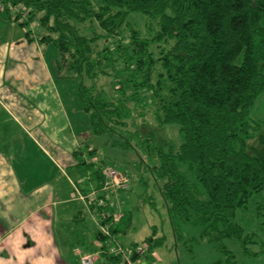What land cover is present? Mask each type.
<instances>
[{
	"label": "trees",
	"instance_id": "16d2710c",
	"mask_svg": "<svg viewBox=\"0 0 264 264\" xmlns=\"http://www.w3.org/2000/svg\"><path fill=\"white\" fill-rule=\"evenodd\" d=\"M0 1L21 5L26 20L14 17L21 28L37 23V41L56 52V78L71 83L87 131L73 154L91 183L80 191L100 192L107 167L128 180L127 190L106 194V208L80 204L99 224L110 218L102 220L98 213L119 211L110 234L127 251L144 250L129 257L131 264L165 245L155 229L144 246L120 243L131 222L122 201L136 185L146 188L147 179L159 190L174 247L190 258L205 242L219 256L210 264H240L226 240L249 260L264 256L258 235H244L235 221L236 210L264 191V122L249 117L264 93V0ZM133 16L145 20L144 34L133 27ZM104 78L110 80L108 90L100 83ZM131 127L127 138L117 137ZM168 127H176L179 146L167 136ZM104 136L107 157L93 144ZM115 153L134 154L137 162L129 171ZM145 204L153 207L142 195L137 209ZM255 222L264 234L260 208ZM93 241L82 254L101 251L103 264H128L107 254L108 239L96 224Z\"/></svg>",
	"mask_w": 264,
	"mask_h": 264
},
{
	"label": "crops",
	"instance_id": "0c3cea01",
	"mask_svg": "<svg viewBox=\"0 0 264 264\" xmlns=\"http://www.w3.org/2000/svg\"><path fill=\"white\" fill-rule=\"evenodd\" d=\"M11 15L0 13V264H79L95 243V217L70 184L91 187L73 155L85 118L54 74L55 53ZM157 258L134 264H167Z\"/></svg>",
	"mask_w": 264,
	"mask_h": 264
},
{
	"label": "rangeland",
	"instance_id": "374dc122",
	"mask_svg": "<svg viewBox=\"0 0 264 264\" xmlns=\"http://www.w3.org/2000/svg\"><path fill=\"white\" fill-rule=\"evenodd\" d=\"M94 2L95 0H91ZM4 5V4H3ZM21 7V5H16L15 8ZM12 14L10 10H2L1 13ZM5 15V14H4ZM130 22L133 24V27L138 30L140 34L145 33V20L139 16H133L130 18ZM33 25V27H32ZM28 31L30 30L32 33L37 34L40 32V29L38 28L37 23H31L26 28H21L20 24L18 22V31ZM126 34V33H124ZM123 37V36H122ZM124 36L123 38H125ZM124 40V41H123ZM121 39L120 41L126 43L125 39ZM115 41L111 42L109 41L110 45H113ZM50 50L56 53L52 46L49 45ZM47 59H51V52L47 53L46 55ZM68 86H71L70 81H66ZM109 82L110 80L107 78L101 79V84L105 86L106 90L109 89ZM69 95V94H68ZM70 105V104H69ZM250 120L254 122H264V93H262L257 100L255 101V104L253 108L250 111ZM149 119V117H148ZM136 122L139 124L140 122L136 120ZM130 133L120 132L117 134V137L119 136H125L128 137L129 134L134 133L135 128L131 127L129 128ZM167 136L176 144V146H179L181 143V138L177 132L176 127H168L165 130ZM108 138L106 136L97 138L93 141L94 145L99 146V152L101 157H107L108 153L110 152V149L107 148L108 145H105L107 143ZM120 156L115 153V157H119V161H116L118 163L128 162L129 167L127 168L129 171L131 168L132 162H137V158L134 154L130 155H124L119 153ZM113 157V156H111ZM80 172H85L84 169ZM133 172V171H132ZM146 179L148 177H145ZM147 186L146 188L135 186L133 187L132 191L125 195V201H122L123 204L121 205V201L116 199L115 201L120 202L121 207L123 208L126 206V210L130 212L131 222H130V229L127 232L126 236L122 237L120 239V243L124 245L125 247H128L130 244H138L140 246H144V241L146 238L151 237L153 234V229H155L156 237H164L165 239V245L162 248L157 249L154 252H151L148 255V259L157 260V255L161 257V259L166 262L167 264H210L213 261L218 260L219 256L217 253H215L212 249V247L203 242L193 250V258H190L184 251V249L179 246L178 248L174 247V242L172 238V232L169 227L166 212L163 207V202L161 200V197L159 195L158 188L154 185L153 181L151 179H147ZM147 196L152 199L153 207L149 206L148 204H145L137 209L138 202L140 196ZM124 199V197H121ZM127 203V204H126ZM262 210V214L264 215V191H261L255 195H253L247 202L246 206L244 208L237 209L235 212V221L236 224L242 229L244 232V235L250 236L252 234H257L258 239L261 241V243L264 246V234L261 232H257V226L255 222V215L258 211V209ZM86 214V213H85ZM86 218V217H85ZM90 222L89 228L95 229V224L93 221L88 217L87 219ZM224 245L228 250H230L233 255L235 256L236 260L240 264H264V256L260 259H247L243 256L241 250L235 245L233 242L226 240L224 241ZM162 252V253H161Z\"/></svg>",
	"mask_w": 264,
	"mask_h": 264
},
{
	"label": "built area",
	"instance_id": "2783aa9c",
	"mask_svg": "<svg viewBox=\"0 0 264 264\" xmlns=\"http://www.w3.org/2000/svg\"><path fill=\"white\" fill-rule=\"evenodd\" d=\"M8 9L11 11L12 14L18 17V14L20 15L19 22L22 23L24 20H26V12H24L23 9L15 8V6H11L7 4L6 6L3 5L0 1V11L4 9ZM33 27V25H32ZM103 176V185L100 189V192H97V190H94L92 188L89 189L87 192H81L78 186L74 183H71V186L73 188V193L75 195V200L79 203H81L86 209L94 208V209H101L106 208V198L107 195L110 192H116L118 190L124 191L129 188L128 180L122 176H120L119 173H117L115 170H113L110 167H107L102 172ZM101 193H103L105 196L101 197ZM117 209V208H116ZM93 216V215H92ZM95 217V216H94ZM98 217L102 220L109 219L108 223L99 224V220L95 219V224L97 225V229L99 234L106 237L108 239L107 243V254L111 257H117L120 256L121 259L128 262V264H131L129 257L133 254L141 255L143 253V248L138 247L134 250L127 251L123 247L120 246V244L117 242V239L110 234V227H113V225H116L118 221L120 220V213L119 211H115V213L111 214L110 212H100L98 213ZM99 244L97 245V247ZM100 254L102 252L98 251L92 254H82L79 257V263L80 264H96V262L99 260Z\"/></svg>",
	"mask_w": 264,
	"mask_h": 264
}]
</instances>
